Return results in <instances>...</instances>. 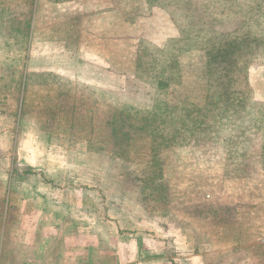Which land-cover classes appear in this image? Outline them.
Returning a JSON list of instances; mask_svg holds the SVG:
<instances>
[{
    "label": "rangeland",
    "instance_id": "rangeland-1",
    "mask_svg": "<svg viewBox=\"0 0 264 264\" xmlns=\"http://www.w3.org/2000/svg\"><path fill=\"white\" fill-rule=\"evenodd\" d=\"M39 263L264 264V0H0V264Z\"/></svg>",
    "mask_w": 264,
    "mask_h": 264
},
{
    "label": "crops",
    "instance_id": "crops-1",
    "mask_svg": "<svg viewBox=\"0 0 264 264\" xmlns=\"http://www.w3.org/2000/svg\"><path fill=\"white\" fill-rule=\"evenodd\" d=\"M116 14H117V12H116ZM100 17H101V24L104 25V27H108V28H111L112 30H115V10L114 9L107 11V13L105 12V14H102V15L100 14ZM89 19L91 20L90 22H89ZM93 21H94V18L91 16L84 18L83 19L84 24L82 25V27L85 26L87 29H95L94 27L90 26L91 24L94 23ZM117 29H119V25H118ZM111 62H112V60H111ZM112 64H113V62H112ZM49 200H51V199H49ZM20 202H23V201L20 200ZM24 222L25 221L23 220V218L19 219V221H18L19 225H17L16 228H17L19 234L24 233V231H25V227L23 225ZM38 222L40 224H44L47 221L45 220V217L44 218L40 217L38 219ZM41 236H43V235H41ZM13 237H15V236H13ZM43 257H44V254L41 255L40 260L43 259ZM39 264H41V263H39Z\"/></svg>",
    "mask_w": 264,
    "mask_h": 264
},
{
    "label": "trees",
    "instance_id": "trees-1",
    "mask_svg": "<svg viewBox=\"0 0 264 264\" xmlns=\"http://www.w3.org/2000/svg\"><path fill=\"white\" fill-rule=\"evenodd\" d=\"M190 115H191V113H190ZM187 116V118L189 117V114L188 115H186ZM194 117H196V116H192V118H194ZM194 119H196V118H194ZM197 120V123H203V120H201V119H196Z\"/></svg>",
    "mask_w": 264,
    "mask_h": 264
}]
</instances>
